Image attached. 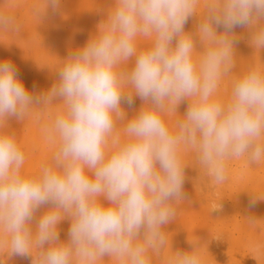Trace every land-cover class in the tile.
Masks as SVG:
<instances>
[{"label": "clouds", "instance_id": "clouds-1", "mask_svg": "<svg viewBox=\"0 0 264 264\" xmlns=\"http://www.w3.org/2000/svg\"><path fill=\"white\" fill-rule=\"evenodd\" d=\"M59 3L44 0L34 14L40 19ZM201 3L115 0L98 33L62 62L58 84L40 97L26 91L10 62H0L5 124L9 116L23 119L35 105L62 99L45 129L57 150L38 172L23 171L25 154L14 132L0 128V233L9 239V255L31 253L34 246V264H96L106 255L120 264H148L149 250L165 243L162 225L174 219L181 202L182 145L196 150L199 165L216 183L226 179V161L246 156L255 163L264 157V66L251 65L236 76L227 103L214 98L219 81L234 68L232 28L254 27L252 44L264 49V0H203L198 34L205 51L197 60L192 35L183 28ZM14 8L11 0H0V30L19 31ZM214 23L224 26L223 35L216 34ZM142 34L153 38L138 49ZM132 57L130 71L121 67ZM133 92L146 103L124 123L125 139L113 140L109 148L125 117L122 95L131 103ZM185 98L188 110L173 132L163 114ZM48 201L54 206L33 232V213ZM65 214L72 221L68 243L57 232ZM192 244L190 252H174L170 264H201V245Z\"/></svg>", "mask_w": 264, "mask_h": 264}, {"label": "bare ground", "instance_id": "bare-ground-1", "mask_svg": "<svg viewBox=\"0 0 264 264\" xmlns=\"http://www.w3.org/2000/svg\"><path fill=\"white\" fill-rule=\"evenodd\" d=\"M15 5L14 15L19 25L18 32L0 30V62H10L16 69L17 79L34 98L45 95L59 82L58 68L71 54L84 48L98 33L99 25L108 19L115 0H60L54 10L49 5L40 19L34 14L39 6L42 11L44 0H11ZM198 13H193L184 24V32L193 38L194 59L205 51L204 42L198 34L203 22V0ZM217 35H223L222 24H213ZM254 27L237 25L231 29L233 39L234 68L230 76L223 77L218 84L214 98L222 103L230 99L233 79L245 72L251 65L264 66V49L252 44ZM151 34L139 35L137 48H146L152 41ZM176 39L172 41L174 47ZM135 57L126 65L131 70ZM125 92L133 89L126 87ZM62 99L57 97L52 105L30 110L23 119L9 116L6 124L0 121V128L14 132L25 154L23 171L38 172L40 167L51 160L57 150V143L46 132V127L56 112L61 110ZM146 101L134 92L131 103L128 94L122 95L120 108L124 120L117 123L116 130L109 140L125 139L124 123L132 119ZM190 101L183 99L175 111H166L163 119L169 129L176 130L177 120L182 119ZM194 149V148H193ZM195 150V149H194ZM191 146H181V162L184 167V182L181 202H177L176 215L162 225L165 243L159 251L149 250L148 264H170L174 252L192 251V241L201 245V264H264V157L250 163L246 156L226 161L223 182L211 180L199 165L196 150L191 163ZM193 152V153H194ZM195 159V160H194ZM253 201H255L253 203ZM54 206L48 201L33 213L30 227L36 231L41 216ZM214 206H219L212 210ZM57 225L59 241L70 242L71 217L65 214ZM250 219L255 220L252 222ZM143 228L141 229V236ZM47 245H45V248ZM31 253H10L7 236L0 233V264H34L37 249ZM96 264H120L117 257L104 256Z\"/></svg>", "mask_w": 264, "mask_h": 264}, {"label": "rangeland", "instance_id": "rangeland-1", "mask_svg": "<svg viewBox=\"0 0 264 264\" xmlns=\"http://www.w3.org/2000/svg\"><path fill=\"white\" fill-rule=\"evenodd\" d=\"M177 121H178V120H177ZM191 151H192V152H191V155H190V158H189V159L191 160V163H192V165H193V160H192V159H193V156H194V154H195V152H194L195 150L193 149V147H191ZM193 152H194V153H193ZM194 158L196 159L195 156H194ZM195 159H194V160H195ZM64 218H67V216L64 215ZM67 219H68V218H67ZM262 263H264V262H262Z\"/></svg>", "mask_w": 264, "mask_h": 264}]
</instances>
